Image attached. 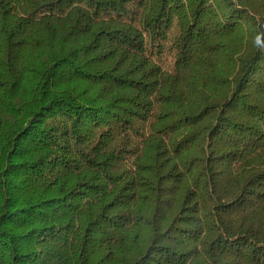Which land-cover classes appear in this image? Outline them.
I'll use <instances>...</instances> for the list:
<instances>
[{"label":"trees","instance_id":"obj_1","mask_svg":"<svg viewBox=\"0 0 264 264\" xmlns=\"http://www.w3.org/2000/svg\"><path fill=\"white\" fill-rule=\"evenodd\" d=\"M0 264H264V0H0Z\"/></svg>","mask_w":264,"mask_h":264}]
</instances>
